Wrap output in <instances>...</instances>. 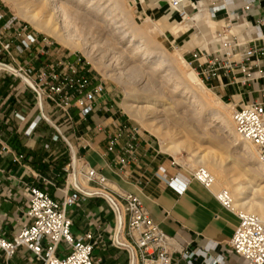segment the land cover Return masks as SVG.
<instances>
[{
    "label": "crops",
    "instance_id": "crops-1",
    "mask_svg": "<svg viewBox=\"0 0 264 264\" xmlns=\"http://www.w3.org/2000/svg\"><path fill=\"white\" fill-rule=\"evenodd\" d=\"M133 1L139 5L162 8L160 19L169 15L175 24H184L183 31H167L180 38L182 48L178 50L183 57L185 52L197 47L215 49L219 44L218 35H213L216 28H228L230 25V32L241 34L249 31L246 23L255 24L264 20V0H256L247 13L237 18L229 14L243 8L244 0H239L237 5L226 6L215 16L211 15L213 7L223 5L227 0H182L175 11L170 0ZM180 9L186 13L184 17ZM0 17L1 65L14 69L23 67L36 73L47 65L68 58L54 43L39 36L35 44L23 49L21 44L29 34L28 27L11 19L1 5ZM196 29L200 30L201 36ZM7 43L11 46V56L3 50ZM1 65L0 226L6 239L12 240L25 221L29 191L22 183L35 186L60 201L69 183L67 178L75 157L77 168L84 165L99 171L113 192L130 193L140 198L151 219L170 237L173 264H190L183 257L185 253L193 254L191 264H209L216 258H223L220 264H242L230 248L239 225L237 213L223 207L216 194L200 182L189 181L184 192L170 185L169 181L174 178L187 182L189 172L171 156L158 150L155 142L145 133H141L136 140L131 139L125 130L134 126L116 110H111L107 105V93L91 116L81 119L74 109L73 119L68 122L50 107L40 113L34 94L25 82ZM217 84L214 82V85ZM221 84L225 87L217 92L231 101L238 97L244 102L264 100V94L257 92L259 84L253 85L254 94L251 97L247 96L245 87L231 85L227 79H223ZM115 138L117 145L110 151L111 141ZM19 156L23 158L17 161ZM80 181L83 182L82 179ZM67 214L72 220L73 236L91 232L95 238H101L94 250L96 264H129L127 251L111 242L114 215L103 198L81 200L69 208ZM69 253L68 246L61 244L58 255L66 257ZM0 264H5L2 250ZM11 264L40 263L23 248L13 257Z\"/></svg>",
    "mask_w": 264,
    "mask_h": 264
},
{
    "label": "built area",
    "instance_id": "built-area-1",
    "mask_svg": "<svg viewBox=\"0 0 264 264\" xmlns=\"http://www.w3.org/2000/svg\"><path fill=\"white\" fill-rule=\"evenodd\" d=\"M238 1L227 0L221 6L213 7L211 15L215 16L226 6L237 5ZM244 1L243 8L229 15L237 18L238 15L247 13L256 2ZM181 2L182 0H171L176 8H179ZM180 14L183 17L186 15L181 9ZM246 24L249 31L241 34L230 32V25L228 31L218 33L219 44L215 49L197 48L190 52V60H187L189 65L211 90L225 87L221 81L227 79L231 85L245 87L249 97L254 94V84H259L260 89L257 92L264 94V20ZM37 41V36L29 33L21 47L28 49ZM3 50L11 56L10 43ZM1 66L25 82L34 94L40 113L50 107L68 122L73 119L74 109L81 119L91 116L106 93L107 84L95 76L81 58L60 60L36 73L23 67L14 69ZM214 82L219 84L214 85ZM231 105L236 133L242 141L256 148L264 174V100L244 102L238 97L231 101ZM125 131L133 140L142 133L136 126ZM116 145L115 138L111 141L109 150L112 151ZM22 158L19 156L17 161ZM74 162L75 157L71 161V171L67 178L69 183L63 190L64 196L60 201L35 186L22 183L29 191L24 223L12 240L4 237L0 226V250L5 254V264H11L13 257L23 248L30 251L40 264H96L94 250L101 238H95L91 232L83 236H73L72 220L67 214L69 208L90 197H101L107 202L115 222L111 242L117 248L127 251L129 264H173L169 249L171 239L151 219L140 198L130 193L113 192L104 175L84 165L79 166L80 179H71ZM192 180L211 190L213 178L204 169L189 172L187 182L174 178L169 184L184 192ZM216 199L226 209L236 212L239 218L238 228L230 242L232 252L242 260V264H264V216L237 212L227 191L216 195ZM63 243L70 249L66 257L58 255L59 247ZM192 256V253L183 254L190 264ZM223 261V258H216L209 264H220Z\"/></svg>",
    "mask_w": 264,
    "mask_h": 264
},
{
    "label": "rangeland",
    "instance_id": "rangeland-1",
    "mask_svg": "<svg viewBox=\"0 0 264 264\" xmlns=\"http://www.w3.org/2000/svg\"><path fill=\"white\" fill-rule=\"evenodd\" d=\"M59 1H62L61 3L72 15L70 21H72L73 26H77L76 29L91 46L92 52L90 54L86 55L80 49H69L46 33L37 31L38 29L26 18L35 8L32 6V0H0V5L11 19L28 27L30 34L54 43L71 60L81 58L85 66L107 84L106 93L109 95L107 97L109 100L107 105L111 110H116L130 124L139 127L142 133L148 135L155 142L158 150L171 156L175 162L188 172L204 169L195 165L196 157L191 150L203 155L206 154L203 152L212 148L222 160L226 157L227 160H223V166L226 169L229 167L228 155L224 156L225 154H222L224 148H229L231 153H233L231 155L234 157L238 156L240 151H236L232 147L231 140H233L234 136L222 133L220 130L221 123L219 120L210 118L209 113L212 109L221 110L220 107L222 106L219 103H225L230 105L227 108V116L229 115L232 118L233 106L231 105V100L229 97H222L217 90H211L210 86H206L202 82L208 89L206 90L207 95H210L213 99L215 98L219 103L210 107L202 106L198 102L196 98L198 97L199 99L202 95L206 96V92L204 93L205 95L200 90L194 92L191 90V82L186 79V74L195 73L197 75L186 61L190 60V52L193 49L184 53L185 60L183 54L178 50L182 48L180 38L167 32L168 30H175L174 25L166 17L160 19L163 14L162 8L150 7L144 4L139 5L133 0H69L71 5L67 4L68 0ZM114 1H116V5L113 4ZM182 24H179L180 27L184 25ZM156 26L160 29V32H158L159 30L156 31ZM228 29L227 27L216 28L213 30L215 33L213 35L216 36L218 33L228 31ZM142 31H145V33H142ZM196 33L201 36L200 30L196 29ZM123 34H126V38L122 40ZM143 34L150 35L154 42L145 44L141 52L139 51V54L135 55L137 52L135 49L140 45V42L133 44L131 39L135 35L142 37L144 36ZM216 38L218 39V36ZM172 57L177 62H173ZM158 64L160 65L159 68L154 69V65ZM137 70L139 71L137 72ZM196 77L201 80L198 76ZM151 81H155L156 84ZM157 91H162V95L159 97L163 102L170 103L168 99L174 100L173 103L171 101L173 109L177 116L186 122V126L193 131L194 138L189 140L185 128L174 124L171 119H164L163 117L155 119L151 118V116H145L146 118L144 117L141 120L137 117V114L134 115V112L127 108V104H133L140 108L147 105V103L140 100L131 102L127 98L129 93L135 92L140 97H144L154 92L157 93ZM159 110H161V107H159ZM152 130H157L163 136L165 135L168 142L170 141V136H174L176 141H183L191 145V150L183 148L176 157L170 152L167 153L162 150L161 138L154 134ZM210 138H215L220 143L217 142V144L212 145L209 143ZM250 146L258 158L256 148L251 144ZM234 150L235 152H233ZM227 172L229 173V171ZM258 173L263 174L261 170ZM211 190L217 194L221 190L227 191L229 189L227 186H212ZM237 212H242V210L237 209Z\"/></svg>",
    "mask_w": 264,
    "mask_h": 264
},
{
    "label": "bare ground",
    "instance_id": "bare-ground-1",
    "mask_svg": "<svg viewBox=\"0 0 264 264\" xmlns=\"http://www.w3.org/2000/svg\"><path fill=\"white\" fill-rule=\"evenodd\" d=\"M61 2L59 0H32L31 2L33 3L32 6H34L35 8H33L34 11L29 13V15L26 18L29 20L30 23H32V25L35 28L38 29L37 31L46 33L52 38L58 40L61 44H63L66 47H69L71 49H80L86 55L90 54L92 52L91 46L86 41V39L80 34L78 29H76L77 26H73L72 21H70L72 15H70V12H68V10L64 7L63 3ZM31 3L29 4L31 5ZM67 4L71 5V2L68 0ZM113 4L116 5V1H114ZM118 5L117 7H119ZM171 8L174 11L177 9L176 7L173 6L172 3H171ZM165 17L174 25L175 27L174 29L181 31L184 30L183 26L180 27L179 24H175L174 21H171L169 15ZM155 29L156 31L159 30L158 32H160V29L157 26L155 27ZM142 33H145V31H142ZM143 35L144 36L142 37H138V35L137 36L135 35L131 39V43L135 44L137 42H140L141 45V46L138 45L136 47L135 51L137 52L135 53V55H138L139 51L141 52L145 44L154 42V40L150 37V35H146V34ZM125 38H126V34H123L122 40ZM172 61L177 62V60H175L173 57H172ZM181 62L183 61L181 60ZM159 66H160L159 64L154 65V69L159 68ZM138 71L139 70H137V72ZM196 76L197 75H195V73H189L186 74L187 77L186 79H188L191 82L190 83L191 90H193L194 92H198L199 90L201 91V93L203 92L202 94L206 92L205 93L206 96H203L201 94L202 95L200 96L201 98L200 97L199 99L198 97L196 98L198 102L202 106H210V107H213V104H218L219 101L215 100V98L213 99L210 95H207L206 90L208 89L203 85L202 81L199 80ZM28 81L30 82V80ZM151 82H153V84H156L155 81H151ZM161 95H162V91H157V93L154 92L153 94L145 95L144 97H140L137 93L131 92L127 95L128 100H130L131 102H134L135 100H140L141 102L147 103V105L144 106L143 108L136 107L133 104H127L126 106L127 108H129L130 111L134 112V115L137 114V117L141 120H143L145 116L146 117L151 116V118L153 117L155 119H158L160 117H163L164 119H171L174 124L183 126L185 128L189 140H191L190 138H194L193 131H191L186 126L187 125L186 122L180 117H178L177 113L173 109L171 101L173 103L174 100L168 99L170 103L166 101L163 102L159 97ZM192 103L194 104V102ZM219 104H221L222 106L220 107L221 110L212 109L209 113L210 118L214 120H219V122L221 123L220 130L222 133L228 134V136L229 135L234 136L233 140H231L232 147L233 149H236V151L237 150L240 151V154L234 157L232 156L233 153H231L229 148L226 147L224 148L222 154H225L224 156L228 155V159H229L228 161L229 167L227 169L223 166V162H224L223 160H227L226 157L225 159L223 158L222 160V158H220L219 155L216 154V152L213 151L212 148L207 149L205 152H203L206 154L202 153L203 155H199L200 153L191 150V145L186 144L183 141L180 142L176 141L174 139V136H170V141L168 142L166 141L165 135L163 136V134L159 133L157 130H152V131L159 138H161L162 150L166 151L167 153L170 152L175 157L177 156V154L181 152L183 148L186 150H191V152H193L194 156L196 157L195 162L193 161L195 165L203 167L204 170L207 173H209V175L213 178V183L211 184L210 189L212 188V186H216V187L227 186V188L229 189L227 190L228 195L232 201V206L236 211L237 209H240L242 210V213L255 214L262 217L264 216V175L258 173L259 170H261V167L259 166L260 164L257 165L259 163L258 152H257V156H258L257 158L253 148L250 146V143L242 141V139L237 135L232 118H230L229 115L227 116L228 114L227 108L230 105L225 103H219ZM159 107H161V110H159ZM217 142L219 141L216 140L215 138L214 139L210 138L209 140V143L212 145H214L215 143L217 144ZM233 152H235V150ZM221 157L223 156L221 155ZM73 167H74L73 177L76 178V175H79V168H77L76 158ZM227 171H229V173ZM224 191L225 190H221L216 195H220Z\"/></svg>",
    "mask_w": 264,
    "mask_h": 264
}]
</instances>
